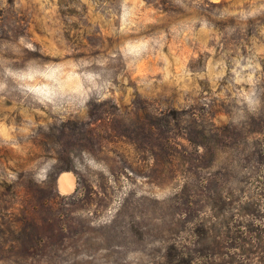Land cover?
Here are the masks:
<instances>
[{
	"label": "rangeland",
	"instance_id": "rangeland-1",
	"mask_svg": "<svg viewBox=\"0 0 264 264\" xmlns=\"http://www.w3.org/2000/svg\"><path fill=\"white\" fill-rule=\"evenodd\" d=\"M0 264H264V0H0Z\"/></svg>",
	"mask_w": 264,
	"mask_h": 264
},
{
	"label": "bare ground",
	"instance_id": "bare-ground-1",
	"mask_svg": "<svg viewBox=\"0 0 264 264\" xmlns=\"http://www.w3.org/2000/svg\"><path fill=\"white\" fill-rule=\"evenodd\" d=\"M73 185V177L70 174H63L59 178V189L64 191L68 190Z\"/></svg>",
	"mask_w": 264,
	"mask_h": 264
},
{
	"label": "crops",
	"instance_id": "crops-1",
	"mask_svg": "<svg viewBox=\"0 0 264 264\" xmlns=\"http://www.w3.org/2000/svg\"><path fill=\"white\" fill-rule=\"evenodd\" d=\"M62 172H69V171H62ZM70 173V172H69ZM68 174V173H67ZM71 174V176L73 177V175H72V173H70ZM58 176V175H57ZM56 187H57V190L59 191V192H67V191H69L70 189H68V190H66V191H62V190H60L59 188H58V185H57V177H56Z\"/></svg>",
	"mask_w": 264,
	"mask_h": 264
}]
</instances>
